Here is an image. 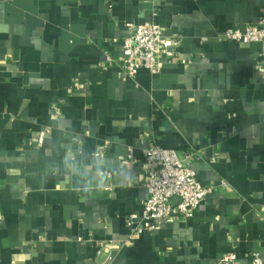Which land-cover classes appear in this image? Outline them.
Returning <instances> with one entry per match:
<instances>
[{"label":"crops","instance_id":"obj_1","mask_svg":"<svg viewBox=\"0 0 264 264\" xmlns=\"http://www.w3.org/2000/svg\"><path fill=\"white\" fill-rule=\"evenodd\" d=\"M263 16L264 0H0V264L264 261V61L225 38ZM146 21L176 55L124 80ZM154 137L211 192L138 234Z\"/></svg>","mask_w":264,"mask_h":264},{"label":"built area","instance_id":"obj_2","mask_svg":"<svg viewBox=\"0 0 264 264\" xmlns=\"http://www.w3.org/2000/svg\"><path fill=\"white\" fill-rule=\"evenodd\" d=\"M130 34L123 40L125 61L124 80L135 77L141 68L148 69L152 74L160 72L159 58L172 60L180 44L178 35L166 34L153 21L142 24H128ZM229 40L240 41L259 46L258 62L264 61V16L256 23L249 24L244 31H230L225 34ZM259 68V64H256ZM48 129L40 132L38 143L44 142ZM141 167L146 173L145 188L148 192L142 215L132 214L128 225L134 227L138 234L153 232L161 229V222L170 215L193 217L195 210L206 199L211 188L203 185L196 172L186 164L191 154L180 157L175 150L165 149L158 144L154 137L143 151ZM132 158V151L123 164ZM174 198L179 201L173 203ZM247 263L239 262L234 252L219 255L217 264H263L259 251L247 254Z\"/></svg>","mask_w":264,"mask_h":264},{"label":"clouds","instance_id":"obj_3","mask_svg":"<svg viewBox=\"0 0 264 264\" xmlns=\"http://www.w3.org/2000/svg\"><path fill=\"white\" fill-rule=\"evenodd\" d=\"M69 163H71V160H69ZM93 163L95 164V163H97V162L94 161ZM101 167H102V166H101ZM83 174H84V173L81 172V175H83ZM92 179H93V180H96V181H99V177H98V176H92ZM85 187H90V190H91V185L86 184ZM96 189H98V190H103L104 187H103L102 183H97V184H96Z\"/></svg>","mask_w":264,"mask_h":264},{"label":"water","instance_id":"obj_4","mask_svg":"<svg viewBox=\"0 0 264 264\" xmlns=\"http://www.w3.org/2000/svg\"><path fill=\"white\" fill-rule=\"evenodd\" d=\"M178 202L179 201V198H174L172 202Z\"/></svg>","mask_w":264,"mask_h":264}]
</instances>
